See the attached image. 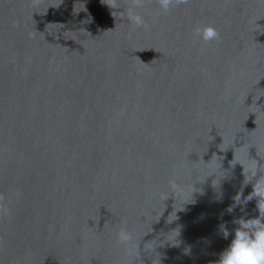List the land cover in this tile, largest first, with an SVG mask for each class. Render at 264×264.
Wrapping results in <instances>:
<instances>
[{"label":"water","instance_id":"1","mask_svg":"<svg viewBox=\"0 0 264 264\" xmlns=\"http://www.w3.org/2000/svg\"><path fill=\"white\" fill-rule=\"evenodd\" d=\"M126 7L0 0V264H216L258 215L234 196L264 163V0H151L147 31Z\"/></svg>","mask_w":264,"mask_h":264},{"label":"clouds","instance_id":"2","mask_svg":"<svg viewBox=\"0 0 264 264\" xmlns=\"http://www.w3.org/2000/svg\"><path fill=\"white\" fill-rule=\"evenodd\" d=\"M150 2L151 0H126L127 7L120 13V18H125L133 26V30L136 28L149 30L150 25L137 9H144ZM189 2L190 0H155L160 11L165 14L174 7L187 5ZM102 3L110 9H120V0H102ZM115 12H112L113 16ZM193 31L195 37H198L204 44L220 40V33L213 25H197ZM241 165L243 166L244 182L245 184L252 183V192L243 201H241V194L237 193L234 196V205L247 204L255 198L258 215L246 219L241 217L235 221L238 227L234 229V236L230 244L220 253L216 264H264V163H258L257 160L251 159L247 166ZM169 186L171 189H177L175 179H170ZM232 210V207L228 209L229 212ZM7 213L5 196L0 193V214ZM221 232L225 239L230 235L226 228H222ZM116 240L123 247L126 256H140L139 244L134 243L133 234L125 227L118 228ZM145 250H148L146 244Z\"/></svg>","mask_w":264,"mask_h":264}]
</instances>
